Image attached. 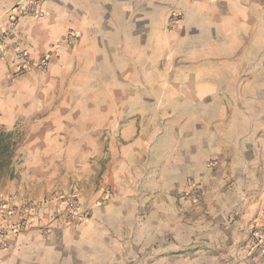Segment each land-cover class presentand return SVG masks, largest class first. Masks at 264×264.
<instances>
[{"label":"crops","instance_id":"obj_1","mask_svg":"<svg viewBox=\"0 0 264 264\" xmlns=\"http://www.w3.org/2000/svg\"><path fill=\"white\" fill-rule=\"evenodd\" d=\"M21 4L0 0V36ZM43 7L15 33L49 67L11 77L14 40L0 60V130L29 122L0 200L39 203L45 228L11 234L0 264L230 263L264 212V0ZM58 188L79 191L80 226L42 201Z\"/></svg>","mask_w":264,"mask_h":264},{"label":"rangeland","instance_id":"obj_2","mask_svg":"<svg viewBox=\"0 0 264 264\" xmlns=\"http://www.w3.org/2000/svg\"><path fill=\"white\" fill-rule=\"evenodd\" d=\"M13 41L12 44H11V47L13 48L12 52H14V56L11 55V58L13 59V61L15 62V71H12L11 69V77H16V76H22L28 72H30L31 70H38V71H42V70H45L46 68L49 67L50 65V58H51V54L48 53V54H45L42 58H40V60H35L34 56L31 54V52L27 49H23L25 50V52L27 53V56L29 58V63L23 67L22 65V62L17 54V52L15 51V47L17 45V43L21 46V42H22V39L18 40V42H15L16 39L14 38H10V39H4V38H1L0 36V43L1 41H5L6 42V52H7V48H8V44L10 41ZM0 52H3L4 54V51L0 49ZM7 55V54H6ZM5 55V56H6ZM7 57V56H6ZM48 58V64L45 68H39V63L42 62V60ZM0 128H1V123H0ZM29 129V122H25V121H21L19 123H17L15 125V129L14 131H16V138H19L23 144V142H25V138H26V133H27V130ZM18 155L21 154L20 151H18ZM17 155V156H18ZM17 156L15 157L14 159V165H15V162H17ZM19 157V156H18ZM12 165V169L11 170H14L15 166ZM13 171H9V173L5 174V177L7 180L10 179V177L13 175V173H11ZM2 177V178H3ZM194 179H197V178H194ZM75 182H78V180H74ZM192 183V184H191ZM190 185L192 186V188L186 193V195L184 194L183 196L185 197H190L191 193L193 195V190H195L196 192V198H194V201L196 203H199L202 199V195L201 197L199 196L198 197V194H197V181H194V182H190ZM190 194V195H189ZM73 195H75V197H73ZM193 198H191V202L193 203ZM44 202H48V201H51V208L55 210L56 214H58V218L61 219L62 221L65 222L66 225H68L69 227H73V228H76L78 226H80L81 222L87 218V211L88 209L85 208V204L84 202H82L81 198H80V195H79V191L76 190V189H71V190H65L64 188H58L56 189L55 193H54V196L50 197V200L48 199H45V200H42ZM72 201H76L79 206H80V209L82 211V214H83V220L80 221V222H77V223H73V222H69L68 219H67V214H68V206L70 205V202ZM5 202L8 203V200H6ZM26 206V208L30 209L29 212H31L32 210V213H33V218L35 219L34 221V224H32L30 227H27V228H32V227H40V229H43L45 228L44 226V223L43 225L41 224V220L42 218L40 219V213H41V210H42V206L39 205V203H34L33 205L29 206L28 204H21L19 206ZM197 206V205H196ZM23 216L21 217H24L25 216V212L22 211ZM13 215V214H12ZM11 216V215H10ZM19 221V219H18ZM18 221L16 222H13V223H17ZM7 222V221H6ZM13 223H11L10 227L7 226L8 229H11L12 228V225ZM9 224V223H8ZM264 225V212L263 214L261 215H257L255 216L254 218H252L249 222V232H248V235L245 237V238H241V239H238V241L235 243V246L233 247V252L230 254V256L232 257V261L230 263L226 262L224 264H264L263 260H257L256 258L252 257L251 255V252L254 250L253 248V232L254 230L257 228V226H262ZM68 226H62V227H68ZM60 228V227H59ZM20 231V230H19ZM18 231V232H19ZM18 232L14 233V234H17ZM230 249V248H229ZM229 249H226L225 248V251L224 253H227ZM231 250V251H232ZM223 264V263H222Z\"/></svg>","mask_w":264,"mask_h":264},{"label":"built area","instance_id":"obj_3","mask_svg":"<svg viewBox=\"0 0 264 264\" xmlns=\"http://www.w3.org/2000/svg\"><path fill=\"white\" fill-rule=\"evenodd\" d=\"M45 0H22V4L13 8L9 13V23L2 30L1 38L16 39L15 42H18L19 37L17 36L16 29L18 28L21 17L30 16L32 18H41L46 15V11L43 7ZM17 9H20V13ZM69 38H72L70 34ZM6 42L1 41L0 49L3 52H0V60L4 59L6 56ZM15 51L17 52L22 66L25 67L29 63V58L25 50H23L20 45L17 43L15 47ZM48 64V58L42 60L39 63V68H45ZM108 195V191H105V196ZM75 197V195H73ZM31 209V208H30ZM26 206H18V207H9L7 202L0 200V216H10L15 211V214L19 216V221L17 223H13L12 228L8 229L7 227H0V251L5 250L10 245V235L18 232L21 228L30 227L34 224L35 219L33 218L32 210L29 212ZM25 212V216L21 217L20 214ZM7 218V217H4ZM67 219L69 222L77 223L83 220V214L80 209L79 204L76 201L70 202L68 206V214ZM253 248L254 250L251 252L252 257L257 260H263L264 262V225L257 226V228L253 232ZM256 264V263H254Z\"/></svg>","mask_w":264,"mask_h":264},{"label":"trees","instance_id":"obj_4","mask_svg":"<svg viewBox=\"0 0 264 264\" xmlns=\"http://www.w3.org/2000/svg\"><path fill=\"white\" fill-rule=\"evenodd\" d=\"M16 131L0 130V180L12 169L13 161L18 155L21 140L16 138Z\"/></svg>","mask_w":264,"mask_h":264}]
</instances>
